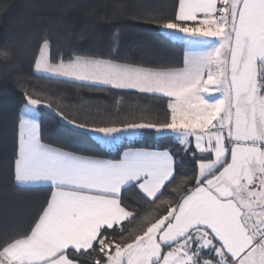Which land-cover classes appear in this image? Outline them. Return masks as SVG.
<instances>
[{
    "label": "snow or ice",
    "instance_id": "obj_1",
    "mask_svg": "<svg viewBox=\"0 0 264 264\" xmlns=\"http://www.w3.org/2000/svg\"><path fill=\"white\" fill-rule=\"evenodd\" d=\"M128 18L182 43L181 61L122 55L119 25L106 18L107 54L42 32L32 71L163 100V112L93 113L18 80L23 103L0 186L5 196L10 188L44 195L0 229V264H264V0H172ZM17 55L2 47L0 63ZM45 107L106 151L47 141ZM146 130L175 146H132Z\"/></svg>",
    "mask_w": 264,
    "mask_h": 264
},
{
    "label": "trees",
    "instance_id": "obj_2",
    "mask_svg": "<svg viewBox=\"0 0 264 264\" xmlns=\"http://www.w3.org/2000/svg\"><path fill=\"white\" fill-rule=\"evenodd\" d=\"M172 0H0L7 11L0 14V48L10 47L17 53L13 63H0V172L11 158L13 149V121L22 107L23 98L18 80L25 87L41 94L63 97L77 109H97L115 113L117 107L149 108L163 112L164 101L121 93L117 90H90L80 85L46 79L32 71L31 61L36 41L42 32L52 35L58 44L78 45L86 51L107 54L113 47L110 25L103 21L114 18L119 25V51L146 63L178 64L184 45L170 41L154 26L141 25L128 18L144 5L167 8ZM43 134L49 142L65 145L82 153L106 151L90 133H84L61 120L55 112L43 108ZM132 146L174 147L172 138L160 137L146 130L144 139L130 142ZM115 149L112 155H115ZM190 167L185 161V169ZM36 189L8 190L0 186V229L9 225L13 217L23 218L29 208L43 198ZM132 195V193H129Z\"/></svg>",
    "mask_w": 264,
    "mask_h": 264
},
{
    "label": "rangeland",
    "instance_id": "obj_3",
    "mask_svg": "<svg viewBox=\"0 0 264 264\" xmlns=\"http://www.w3.org/2000/svg\"><path fill=\"white\" fill-rule=\"evenodd\" d=\"M91 134V133H90ZM92 135V134H91ZM93 136V135H92ZM140 139H144V135H140V136H138V137H136L134 140H132V141H135V140H140ZM132 141H130V142H132Z\"/></svg>",
    "mask_w": 264,
    "mask_h": 264
},
{
    "label": "crops",
    "instance_id": "obj_4",
    "mask_svg": "<svg viewBox=\"0 0 264 264\" xmlns=\"http://www.w3.org/2000/svg\"><path fill=\"white\" fill-rule=\"evenodd\" d=\"M138 147V146H137ZM144 147V146H143Z\"/></svg>",
    "mask_w": 264,
    "mask_h": 264
}]
</instances>
